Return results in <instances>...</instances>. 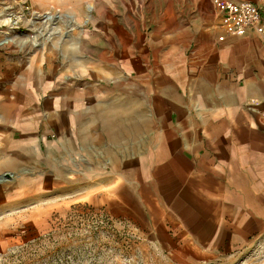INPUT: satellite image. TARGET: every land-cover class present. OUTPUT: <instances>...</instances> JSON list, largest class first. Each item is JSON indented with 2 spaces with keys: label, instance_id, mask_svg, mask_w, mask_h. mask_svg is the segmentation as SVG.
<instances>
[{
  "label": "crops",
  "instance_id": "crops-1",
  "mask_svg": "<svg viewBox=\"0 0 264 264\" xmlns=\"http://www.w3.org/2000/svg\"><path fill=\"white\" fill-rule=\"evenodd\" d=\"M183 19L116 30L99 7L69 50L0 53V254L80 204L170 264L264 238V10L242 35L215 0Z\"/></svg>",
  "mask_w": 264,
  "mask_h": 264
},
{
  "label": "rangeland",
  "instance_id": "rangeland-1",
  "mask_svg": "<svg viewBox=\"0 0 264 264\" xmlns=\"http://www.w3.org/2000/svg\"><path fill=\"white\" fill-rule=\"evenodd\" d=\"M199 1L0 0V10L14 20L12 25L0 24V53H16L28 60L30 53L54 50L61 41L63 49L69 50L75 41L77 21L86 22L99 7L116 30L126 25L148 31L169 17L181 25ZM257 1L264 6V0ZM89 3L93 5L90 9ZM0 264H170V259L157 243L140 235L133 223L80 204L56 215L46 229L26 231L0 254ZM215 264H264V238Z\"/></svg>",
  "mask_w": 264,
  "mask_h": 264
},
{
  "label": "built area",
  "instance_id": "built-area-1",
  "mask_svg": "<svg viewBox=\"0 0 264 264\" xmlns=\"http://www.w3.org/2000/svg\"><path fill=\"white\" fill-rule=\"evenodd\" d=\"M215 4L227 34L242 35L248 29H262L264 6L257 0H215Z\"/></svg>",
  "mask_w": 264,
  "mask_h": 264
},
{
  "label": "bare ground",
  "instance_id": "bare-ground-1",
  "mask_svg": "<svg viewBox=\"0 0 264 264\" xmlns=\"http://www.w3.org/2000/svg\"><path fill=\"white\" fill-rule=\"evenodd\" d=\"M87 7L90 9L93 7V5L91 3H89L87 5ZM50 17V16H47V18ZM14 20L12 19L11 15L9 13H6L5 11L3 10H0V24H11L14 23L13 22Z\"/></svg>",
  "mask_w": 264,
  "mask_h": 264
}]
</instances>
